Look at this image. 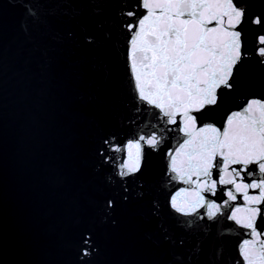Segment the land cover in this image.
<instances>
[{
    "label": "water",
    "instance_id": "obj_1",
    "mask_svg": "<svg viewBox=\"0 0 264 264\" xmlns=\"http://www.w3.org/2000/svg\"><path fill=\"white\" fill-rule=\"evenodd\" d=\"M58 3L0 0V264H177L181 259L188 264L189 257L193 264H211L221 245L225 260L234 257L235 245L247 238L239 234L243 230L222 237L220 225H212L207 236L186 231L162 194L137 199L135 183L129 200L106 212L105 201L119 185L106 182L112 165L98 150L109 136L124 141L148 117L133 111L119 28H113L101 66L94 49L66 35L79 32L80 23L91 24V4L71 0L82 13L73 18L64 14L73 9ZM250 3L253 11L264 10L261 0ZM28 6L46 22L29 20ZM50 10L56 14L47 15ZM108 18L119 25L114 10H108ZM260 79L259 67L246 65L241 90L259 94ZM162 168V156L153 153L144 179L151 184ZM181 187L186 185L174 183L171 194ZM152 195H158L162 211L149 219ZM258 226L264 228L259 221ZM165 229L173 239L183 238L184 246L164 242ZM145 233L155 234L159 246ZM84 234L91 235L98 251L82 261ZM197 244L202 251L195 257Z\"/></svg>",
    "mask_w": 264,
    "mask_h": 264
},
{
    "label": "snow or ice",
    "instance_id": "obj_2",
    "mask_svg": "<svg viewBox=\"0 0 264 264\" xmlns=\"http://www.w3.org/2000/svg\"><path fill=\"white\" fill-rule=\"evenodd\" d=\"M88 2L95 19L78 24L79 32L70 30L67 37L94 49L103 66L104 49L118 27L133 111L148 117L124 141L109 136L98 150L103 162L112 165L113 175L106 182L119 185L105 201L106 212L118 201L127 202L135 183L137 199L162 194L186 231L197 229L207 236L212 225H220L222 237L243 230L239 234L247 238L235 245L236 255L225 260L221 245L211 264H264V228L258 226V221L264 225V10L253 11L250 0ZM58 6L73 9L65 15H82L71 0H59ZM110 9L119 25L109 20ZM26 13L35 24L46 22L31 6ZM252 63L261 74L257 95L240 88L243 70ZM153 153L162 156L163 168L149 184L144 178ZM174 183L186 187L173 195ZM150 203L149 219L158 218V195ZM164 231V242L184 246L183 238L175 240ZM145 239L159 246L155 234L145 233ZM97 251L91 235H82L80 259ZM201 251L197 244L193 256ZM188 264H193L192 257Z\"/></svg>",
    "mask_w": 264,
    "mask_h": 264
}]
</instances>
